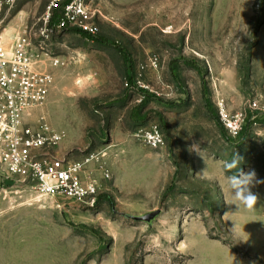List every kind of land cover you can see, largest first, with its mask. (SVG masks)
I'll list each match as a JSON object with an SVG mask.
<instances>
[{"label": "rangeland", "instance_id": "rangeland-1", "mask_svg": "<svg viewBox=\"0 0 264 264\" xmlns=\"http://www.w3.org/2000/svg\"><path fill=\"white\" fill-rule=\"evenodd\" d=\"M86 1L97 31L42 44L53 83L33 117L62 134L58 155H99L98 203L38 197L0 168V264H264V184L248 211L223 171L239 154L264 180V0ZM48 3L19 0L0 17L40 43ZM151 123L158 148L136 135Z\"/></svg>", "mask_w": 264, "mask_h": 264}, {"label": "built area", "instance_id": "built-area-1", "mask_svg": "<svg viewBox=\"0 0 264 264\" xmlns=\"http://www.w3.org/2000/svg\"><path fill=\"white\" fill-rule=\"evenodd\" d=\"M18 1L0 0V11L11 10ZM97 13L101 11L92 10L86 0H49L41 17L44 26L40 29V43L34 42L27 28L8 35L5 19L0 17V168L7 177L29 181L38 197L63 196L88 209L98 203L99 184L88 175V167L100 159L99 155L91 153L82 159L58 155L54 151L62 134L33 114L47 99L53 83L52 72L41 66L39 53L45 54L42 44L67 28L95 33L93 19ZM62 63L59 57H53L50 65ZM240 124L239 116L227 122L232 132ZM136 135L153 148L165 142L156 123L140 127ZM100 168L104 177H110L103 163Z\"/></svg>", "mask_w": 264, "mask_h": 264}, {"label": "clouds", "instance_id": "clouds-1", "mask_svg": "<svg viewBox=\"0 0 264 264\" xmlns=\"http://www.w3.org/2000/svg\"><path fill=\"white\" fill-rule=\"evenodd\" d=\"M190 151L200 154L199 145L194 144ZM243 158L239 154L233 155L231 160L223 162V171L232 196V204L237 207L243 206L246 210L252 211L259 201V195L252 189L259 184H264V180L259 179L254 169L245 172L240 168ZM231 173V174H229ZM228 203V201L226 200Z\"/></svg>", "mask_w": 264, "mask_h": 264}, {"label": "water", "instance_id": "water-1", "mask_svg": "<svg viewBox=\"0 0 264 264\" xmlns=\"http://www.w3.org/2000/svg\"><path fill=\"white\" fill-rule=\"evenodd\" d=\"M135 219H142V216H134Z\"/></svg>", "mask_w": 264, "mask_h": 264}, {"label": "bare ground", "instance_id": "bare-ground-1", "mask_svg": "<svg viewBox=\"0 0 264 264\" xmlns=\"http://www.w3.org/2000/svg\"><path fill=\"white\" fill-rule=\"evenodd\" d=\"M12 31L11 30H7V34L11 35Z\"/></svg>", "mask_w": 264, "mask_h": 264}]
</instances>
